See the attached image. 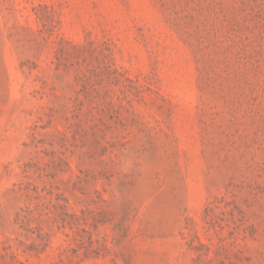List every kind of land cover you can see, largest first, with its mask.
Instances as JSON below:
<instances>
[{
  "label": "rangeland",
  "instance_id": "1",
  "mask_svg": "<svg viewBox=\"0 0 264 264\" xmlns=\"http://www.w3.org/2000/svg\"><path fill=\"white\" fill-rule=\"evenodd\" d=\"M0 264H264V0H0Z\"/></svg>",
  "mask_w": 264,
  "mask_h": 264
}]
</instances>
